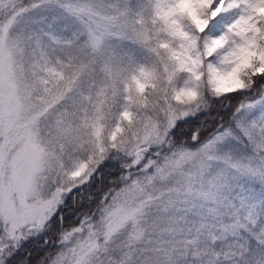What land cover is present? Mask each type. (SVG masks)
Listing matches in <instances>:
<instances>
[{"label": "snow or ice", "instance_id": "snow-or-ice-1", "mask_svg": "<svg viewBox=\"0 0 264 264\" xmlns=\"http://www.w3.org/2000/svg\"><path fill=\"white\" fill-rule=\"evenodd\" d=\"M0 264H264V0H0Z\"/></svg>", "mask_w": 264, "mask_h": 264}]
</instances>
